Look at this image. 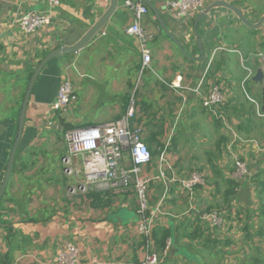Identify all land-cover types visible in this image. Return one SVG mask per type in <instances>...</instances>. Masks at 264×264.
<instances>
[{
  "label": "crops",
  "instance_id": "crops-1",
  "mask_svg": "<svg viewBox=\"0 0 264 264\" xmlns=\"http://www.w3.org/2000/svg\"><path fill=\"white\" fill-rule=\"evenodd\" d=\"M150 1L163 25L147 3L142 25L152 35L149 66L142 68L139 39L127 32L132 16L120 0L85 47L50 60L41 70L0 204V264H56L67 241L79 246L80 264H140L144 238L135 228L134 188L107 194L75 191L78 178L68 174L64 163L67 126L107 123L131 105L133 123L143 128L153 155L144 171L151 178L154 228L171 232L166 251L154 243L160 253L156 264H254L264 255V217L255 211L258 203L264 210V191L259 193L264 186L257 184L264 181V111L261 86L253 81L264 69V22L252 28L232 10L213 8L198 25L202 55L195 18L183 26L167 10V0ZM215 1L208 0L206 7ZM222 1L239 7L251 23L264 15V0ZM108 6L109 1L62 0L49 25L25 35L15 19L26 10L42 9L43 3L0 0V184L37 64L49 51L77 43ZM63 79L78 95L66 114L53 110ZM213 84L227 97L222 110L228 124L202 104ZM233 131L238 139L232 145ZM229 145L253 161L252 183L231 178ZM124 161L130 162L128 153ZM194 170L204 183L189 189L184 181ZM248 209L256 212L253 218L247 217ZM211 210L222 215L223 226L202 219Z\"/></svg>",
  "mask_w": 264,
  "mask_h": 264
},
{
  "label": "built area",
  "instance_id": "built-area-1",
  "mask_svg": "<svg viewBox=\"0 0 264 264\" xmlns=\"http://www.w3.org/2000/svg\"><path fill=\"white\" fill-rule=\"evenodd\" d=\"M23 5L31 0H15ZM42 9H30L22 12L15 23L23 34H35L52 22L54 10L61 5L62 0H39ZM109 1V0H100ZM208 0H167V10L177 18L183 26H188L207 4ZM124 8L130 12L132 23L127 32L138 37L142 55V68L149 66L152 55L150 41L152 35L143 27V19L150 8L144 0H122ZM78 95L73 83L63 79L53 102V110L66 114L77 102ZM227 97L218 84H213L203 96V106L218 119L227 123V117L222 110ZM256 105L259 104L255 101ZM264 115V113H262ZM135 111L133 105L118 119L98 125L72 127L65 131L66 156L64 163L68 174L77 177L75 191L88 194L100 192L102 194L115 193L134 188L138 208L135 228L144 238V258L140 264H156L160 260V253L156 250L153 240L154 219L148 196L151 178L145 174L144 167L153 158L148 144L143 139V128L133 123ZM233 143L238 136L233 131ZM228 148L231 150V146ZM258 151L262 148L257 146ZM233 155L231 178L239 182H249L254 176L253 161L230 151ZM128 153L130 162L124 161V154ZM258 153V152H257ZM163 156V154H162ZM163 175V173H162ZM204 176L194 170L184 181V185L192 189L196 184H203ZM213 227H221L225 220L217 210H211L202 215ZM171 245L168 238L166 251ZM80 248L73 241H67L56 256V264H80Z\"/></svg>",
  "mask_w": 264,
  "mask_h": 264
},
{
  "label": "water",
  "instance_id": "water-1",
  "mask_svg": "<svg viewBox=\"0 0 264 264\" xmlns=\"http://www.w3.org/2000/svg\"><path fill=\"white\" fill-rule=\"evenodd\" d=\"M119 2H120V0H109V6L107 7L106 11L99 17V19L97 21H95V23L90 27L88 32L77 43H75L73 45H61V46L49 51L40 60V62L37 64L36 68L34 69L32 75H31V78L27 84V87L24 91V95H23V99L21 102V107H20L19 115H18L16 135H15L14 142H13L11 152L9 155V159L7 162L6 171H5L3 180L0 184V204H1L2 197L6 191L7 185L9 183L10 177H11L12 172H13V168H14V164H15V160H16V153H17V150H18V147H19L22 135H23L24 124H25V119H26V112H27L29 100H30L31 93H32V90L34 88L35 82H36L41 70L50 60H52L56 57H60V56L65 55V54L75 53V52L81 50L83 47H85L88 44V42L93 38V36L99 30H101L104 27V25L109 21V19L111 18V16L113 15L115 10L117 9ZM147 3L150 6H152L154 12L156 13V15L160 19V23L163 25V22L160 18V14L157 11V9H155V7H153L150 0H147ZM215 7H225V8L232 10L246 25H248L252 28H258L264 22V15L260 18V20L257 23H251L239 7H237L231 3H228L226 1H222V0H218V1L213 2L212 4L205 7L195 17L194 32H195V35L197 37V43L201 49L202 55L204 54V51H203V45H202L201 37L199 35L198 25H199L200 21L203 18H205V16ZM170 36L177 43H179V41H177V39L173 35L170 34ZM253 81H255L257 84H260V86H261V94H262L261 109H262V111H264V69L263 68L258 69V71L253 76Z\"/></svg>",
  "mask_w": 264,
  "mask_h": 264
},
{
  "label": "trees",
  "instance_id": "trees-1",
  "mask_svg": "<svg viewBox=\"0 0 264 264\" xmlns=\"http://www.w3.org/2000/svg\"><path fill=\"white\" fill-rule=\"evenodd\" d=\"M70 128L71 127L67 126V129H70ZM234 181H236V180H234ZM257 184L259 186H264V181L258 180ZM263 191H264V187L259 190V193H262ZM96 193H98V192H92L91 194H96ZM261 213L264 214V210H262ZM247 214H248L247 217H249V218L252 217L250 209H248V213ZM1 222H2V219H1V207H0V223ZM168 238H171V232H170L169 229L154 228V230H153V240H154L155 245H157L159 248L164 249L166 247Z\"/></svg>",
  "mask_w": 264,
  "mask_h": 264
},
{
  "label": "rangeland",
  "instance_id": "rangeland-1",
  "mask_svg": "<svg viewBox=\"0 0 264 264\" xmlns=\"http://www.w3.org/2000/svg\"><path fill=\"white\" fill-rule=\"evenodd\" d=\"M251 183H252V181H250ZM255 193L253 194H251V191L250 192H248L249 194H250V196L252 197L253 195L254 196H256V191H254ZM263 210V208H262V206H260V204L258 203V209L257 210H255L256 212H258L257 214L259 215V213L260 214H262L261 213V211ZM256 212H254L253 211V213H254V215H256ZM253 213H251V218H253L254 217V215H253ZM247 215V214H246ZM262 216L264 217V214H262ZM262 247V246H261ZM255 262H254V264H259V263H264V255L261 257V256H259V259L257 258V257H255V260H254Z\"/></svg>",
  "mask_w": 264,
  "mask_h": 264
}]
</instances>
